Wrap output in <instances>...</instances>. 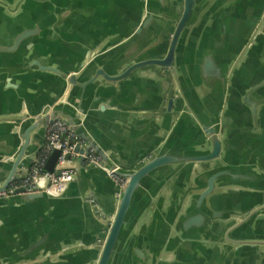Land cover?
<instances>
[{
	"label": "water",
	"instance_id": "obj_1",
	"mask_svg": "<svg viewBox=\"0 0 264 264\" xmlns=\"http://www.w3.org/2000/svg\"><path fill=\"white\" fill-rule=\"evenodd\" d=\"M210 1L207 12H213L217 7H221L216 11L218 17L214 15L210 25L213 31L219 33L221 40L214 37L207 40L203 36L197 43H195V37L192 41H188L191 46L192 62L186 70L194 80L192 90L188 81L187 84L183 83V76L177 70V55L188 34V40L194 36L190 35V26L193 24L194 17L202 6ZM224 1L173 0L171 2L173 12L177 9L178 15L170 18L176 20L175 24L172 21L167 22L169 23L168 38H166L167 35L163 37L165 48L162 52L160 41L144 51L141 49L140 41L148 40L150 26L154 24L158 15L163 13V5L167 6L169 1L141 0V15L134 24L133 31L120 37L118 43L106 44L94 53L88 52L86 59L74 66L60 68L34 57L36 53L32 38L37 34L39 26L33 25L28 19H22L23 29L10 30L15 28V26L12 27V23L15 24L19 15L35 13L33 0H0V12L11 15L5 25V28H8L7 31L0 32V54L7 58L5 64L0 63V85L17 89L19 86L13 83V78L22 80L28 74L26 71L32 67L41 72L52 73L56 79L53 95L49 101L34 108L28 107L24 101H21L18 109L0 113V141L3 144L0 146V191L21 179L31 167L42 148L48 125L56 120L65 123L85 141V146L77 145L74 152L87 155L89 149H93L101 157L99 165H83V157H81L79 166L75 167L79 180L69 181L58 194L46 191L26 193L18 189L14 195L0 196V264H19L26 261H31V264H70L71 260H74L72 261L74 264H170L161 260L157 261L158 253L153 247L154 240L165 244L166 252H172L173 257L177 258L179 253L177 249L196 243V240L202 237L203 228L207 226L209 219H214L216 214H219L218 211L210 208L215 192L238 184L237 181L240 182L241 178L245 177L243 186L253 189L250 185L252 175L240 171L231 172L221 155L223 142L220 137L222 128L220 111L224 107L227 77L237 70L235 67L230 71V66L240 50L248 43L254 28L263 16L264 0H234L235 3L225 8ZM241 11L243 21L238 19ZM206 15L204 13L202 18L206 19ZM236 25L243 27V37L236 43L239 44L237 48L235 44L232 46V51L224 52L221 50L220 41L223 44L225 41L230 43L228 37L231 30L237 27ZM198 27L199 25L195 27L196 31ZM158 28L159 26L156 28L159 31ZM157 30L150 36L148 44L157 41L159 37ZM27 38L30 40L29 43L22 45ZM145 46L147 47L144 45L143 48ZM194 53L195 58L192 60ZM19 55L23 56V59H19ZM149 65L167 69L173 76L178 84L181 98L169 99L167 110L170 111L173 101L184 102L182 115L194 120L203 139L190 151L176 150L173 130L164 137L161 147L147 159L145 157L140 159L132 167L121 166L117 163L118 160H110L107 149L91 136L89 120L91 115L112 113L114 112L112 108L118 106L108 93V84H116L138 69ZM261 86L262 84L253 85L247 93L246 102L253 116L257 111L258 100L251 99L250 92ZM191 91H196L195 96ZM73 95H76L75 100L70 99ZM263 103L264 99L259 100V104ZM59 154L60 151L57 149L50 153L43 166L44 172H53ZM68 157L69 154H66L65 158ZM196 164L199 166L208 164L209 167L198 170V174L192 178L191 185L180 192L174 209L177 214L168 215L165 220L159 222V220L155 221V217L159 218L155 210L148 225L150 227L138 235L136 240L126 243V239L132 233L134 234L135 228L139 226L140 229L142 228L148 202L162 187L166 178L165 173L169 177L176 168L182 167L188 178ZM105 166L113 170L114 174L123 177L125 182L123 185H118L113 181L115 183L114 213L105 234L98 240L97 247L89 250L90 256L78 258L76 252L71 256L59 253L70 243L65 244V248L62 249L60 237H55L56 233H50L47 229L46 219L52 210L46 215H40L39 211L34 212L29 218L25 217L18 223L14 219H6L5 208L24 206L32 209L42 208L47 211L50 207L51 209L55 207L59 200H66L73 196H76L78 202L91 205L96 217L100 218L94 199L95 192L93 189L90 191H82V189L88 178L96 183L97 174L108 176ZM55 174L58 175L59 171L56 170ZM75 185H79L80 191L72 194L71 190ZM261 191H263V203H257L254 196L259 193L250 194V199H255L256 202L242 219L236 220L240 215L239 209L227 212L226 219L231 216L233 219L226 231L225 240L230 244L232 251L243 246L254 247L264 253V189ZM31 219L35 221L34 225ZM151 234L154 235L151 236ZM119 252L124 255L122 262L115 261ZM186 253L184 260L186 256H191L190 252L186 251ZM42 256L45 257L44 260H36ZM171 264L186 263L175 261Z\"/></svg>",
	"mask_w": 264,
	"mask_h": 264
},
{
	"label": "crops",
	"instance_id": "obj_2",
	"mask_svg": "<svg viewBox=\"0 0 264 264\" xmlns=\"http://www.w3.org/2000/svg\"><path fill=\"white\" fill-rule=\"evenodd\" d=\"M168 1L167 6L163 5V13L158 15L154 24L150 26L148 40L140 41L142 51L153 47L158 41L161 42L162 49L165 48L163 37L167 35L166 38H168L169 23L167 22L172 21L175 24L176 20L170 18L178 15L177 9L175 13L173 12L171 3L173 0ZM233 3H235L234 0H225L223 7H229ZM210 4L211 1L202 6L194 17L193 24L190 26V35L194 36L188 40V34L177 55V70L183 76V83L187 84L188 81L192 90L194 80L186 70L192 62L191 46L188 41H192L195 37V43H197L203 36L207 40H211V37L221 40L219 33L210 28L212 17L214 15L218 17L216 11L221 7H217L213 12H207ZM32 5L35 13L19 15L15 24L12 23V27L15 26V28L10 30L23 29L22 19H28L33 25L39 26L37 34L32 38L36 53L34 57L60 68L72 67L86 59L88 52L94 53L106 44L118 43L120 37L133 31V26L141 15V0H33ZM204 13L207 14L206 19L202 18ZM10 16L8 13L0 12V32L7 31L8 28H5V25ZM238 19L243 21V12L238 15ZM198 25L196 31L195 27ZM157 26L159 31L156 29ZM236 26L229 34L230 43L225 41L223 44L220 41L222 51H232V46L243 37V27ZM156 30L159 32L157 41L148 44L150 36ZM29 38L24 39L22 45L29 43ZM144 45L147 47L143 48ZM238 45L236 44V48ZM4 57L5 55L0 54L2 65L7 62V58ZM18 57L23 59L21 55ZM193 58L195 53L192 60ZM8 63H10L9 60ZM235 67L237 70L234 74L227 77L224 107L220 111L222 122L220 137L223 142L221 155L231 172L240 171L252 175L250 185L253 189L243 186L245 177L241 178L240 182L237 181L238 184L215 192L211 201L212 207H209L213 211H218L219 214L206 223L202 237L199 236L196 243L177 249L179 251L177 258L173 257L172 252H166L165 244L154 240L153 247L158 253L157 261L161 260L170 264L175 261L186 264H264V253L257 248L240 246L232 251L230 244L225 240L226 231L233 219V216L226 219L228 211L241 210L239 218H235L242 219L256 202L255 199H250L249 195L253 193H259L254 196L257 203H263L261 189H264V103L259 104V100L264 99V14L254 28L248 43L233 60L230 71ZM26 72L28 74L22 80L13 78V83L19 86L17 89L0 85V113L18 109L21 101H24L28 107L34 108L50 100L56 82L55 76L34 67ZM259 84L262 86L250 92V98L258 100L257 111L253 116L246 97L252 86ZM108 93L118 106L112 108L114 111L112 113L91 115L90 134L107 149L110 160H118L117 163L121 166L132 167L140 159L144 157L147 159L161 147L164 137L173 130L176 150L190 151L203 139L194 120L182 115L184 102L173 101L170 111L167 110L169 99L181 98L178 84L167 69L153 65L142 67L116 84H108ZM191 93L195 96L196 91ZM70 99L75 100L76 95L71 96ZM2 145L0 141V146ZM78 164L79 159L74 163L75 167H78ZM208 167V164L194 165L193 172L188 178L182 167L176 168L169 177L165 173L166 178L162 187L148 202L142 228L140 229V226L135 228L134 234L132 233L126 239V243L136 240L138 235L150 227L148 225L155 210L159 214V218L155 217V221L159 220V222L165 220L168 215H176L174 209L180 192L191 185L192 178L198 174V170H205ZM77 174L75 170L73 181L79 180ZM97 177L96 183L88 178L82 191L93 189L100 218L96 217L91 205L78 202L76 196H73L66 200H59L55 207L52 209L50 207L47 211L42 208L32 209L24 206L5 208L6 219H14L18 223L25 217L29 218L34 212L39 211L40 215H46L52 210L46 219L47 229L50 233H56L55 237H60L62 249L65 248V244L70 243L59 253L71 256L76 252L78 258H86L90 256L89 250L97 247L98 240L105 234L115 207V183L109 179V176L101 173L97 174ZM78 191H80L79 185H75L71 190L72 194ZM31 221L34 225L35 221L33 219ZM186 251L190 252L191 256H186L184 260ZM44 259L45 257L42 256L36 260ZM123 260L124 255L119 252L115 261ZM72 261L74 260H71L70 264H74ZM31 263L26 261L19 264Z\"/></svg>",
	"mask_w": 264,
	"mask_h": 264
},
{
	"label": "built area",
	"instance_id": "obj_3",
	"mask_svg": "<svg viewBox=\"0 0 264 264\" xmlns=\"http://www.w3.org/2000/svg\"><path fill=\"white\" fill-rule=\"evenodd\" d=\"M77 145L85 146V141L70 130L65 123L56 120L48 125L46 136L42 148L40 149L34 163L26 171L23 177L12 182L9 186L0 191V196L14 195L18 189L30 193L36 191H46L52 194H58L65 185L71 181L75 175L74 163L83 157V164L99 165L101 157L93 150L89 149L87 155L74 152ZM57 149L60 151L52 173L43 171V166L50 153ZM69 154L68 158L65 155ZM107 175L118 185H123L125 179L113 173L107 166L104 167ZM59 174H55V171Z\"/></svg>",
	"mask_w": 264,
	"mask_h": 264
}]
</instances>
